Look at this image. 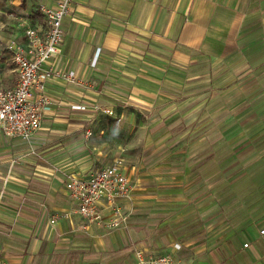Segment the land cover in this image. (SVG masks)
Here are the masks:
<instances>
[{
  "label": "crops",
  "instance_id": "0c3cea01",
  "mask_svg": "<svg viewBox=\"0 0 264 264\" xmlns=\"http://www.w3.org/2000/svg\"><path fill=\"white\" fill-rule=\"evenodd\" d=\"M62 29L48 65L74 81L46 82L50 104L28 142L0 135V259L139 264L140 250L179 264H264V0H71ZM10 40L25 36L1 39L12 62ZM12 64L1 88L16 81ZM105 109L148 127L150 156L135 176L124 160L128 222L112 231L83 228L65 187L112 163L79 143ZM67 137L78 139L69 149Z\"/></svg>",
  "mask_w": 264,
  "mask_h": 264
},
{
  "label": "built area",
  "instance_id": "2783aa9c",
  "mask_svg": "<svg viewBox=\"0 0 264 264\" xmlns=\"http://www.w3.org/2000/svg\"><path fill=\"white\" fill-rule=\"evenodd\" d=\"M70 3L71 0H55L51 7L41 5L39 10L45 19L44 27H27L24 45L15 40L7 43L6 48L15 65L16 81L10 88L0 87L1 136L17 137L28 142L40 129L42 115L50 104L45 94L46 82L51 78L69 83L74 81L73 72H59L48 65L59 52L63 36L62 20L69 13ZM98 55L99 49L95 59ZM104 112L111 115L113 111L105 109ZM65 187L83 228L95 225L112 230L127 224L128 214L119 202L131 199L133 184L124 172L123 160H115L84 177L71 176ZM61 216L54 214L50 223ZM136 258L140 264H179L167 254L145 256L138 251ZM0 264L7 263L0 259Z\"/></svg>",
  "mask_w": 264,
  "mask_h": 264
},
{
  "label": "rangeland",
  "instance_id": "374dc122",
  "mask_svg": "<svg viewBox=\"0 0 264 264\" xmlns=\"http://www.w3.org/2000/svg\"><path fill=\"white\" fill-rule=\"evenodd\" d=\"M42 18L43 15L35 0H0V86L6 85L8 80H12L15 75L13 64L9 55L7 56L5 53L1 39L10 38L12 34L24 35L27 27L42 23ZM106 116H108L107 121L99 122L96 126L91 125L89 127L90 135L79 143L86 145L87 155L96 159L97 163L107 164L113 163L115 160L128 161L135 167V176L139 172L137 168L145 165L150 158L147 156L148 153H143L145 139L141 140L142 131L147 133L148 127L144 124L140 126L138 122H122L115 111L111 115L106 114ZM77 140V137H67L61 141L62 146L69 149L76 145ZM93 148L97 150L93 151ZM33 155L36 153L29 152L25 158ZM87 155L84 158H88ZM124 172L127 173L125 170ZM127 175L129 176V173ZM138 251L140 250L134 252L135 257ZM140 252L145 255L144 252ZM97 264L106 263L98 261Z\"/></svg>",
  "mask_w": 264,
  "mask_h": 264
}]
</instances>
